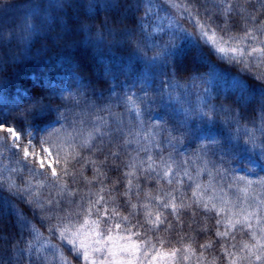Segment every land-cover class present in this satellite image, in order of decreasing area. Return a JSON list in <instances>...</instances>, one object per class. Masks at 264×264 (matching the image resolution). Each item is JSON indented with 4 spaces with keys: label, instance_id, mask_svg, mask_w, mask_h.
Returning a JSON list of instances; mask_svg holds the SVG:
<instances>
[{
    "label": "snow or ice",
    "instance_id": "snow-or-ice-1",
    "mask_svg": "<svg viewBox=\"0 0 264 264\" xmlns=\"http://www.w3.org/2000/svg\"><path fill=\"white\" fill-rule=\"evenodd\" d=\"M200 2L204 5L214 3L219 15L223 17V23L213 27L214 21H211V16L208 15L204 20H201L197 0H144L145 16L148 17L149 24L146 27L143 22L141 23V39L135 40L132 32L129 31L127 32V40L115 41V43L122 46L127 43H134V54L144 59L146 64L151 66L158 61H164L165 64H168L166 57H172L174 50L181 49L179 41H187L190 46L187 50L181 49L182 54L184 56L190 55L206 71L192 74L186 84L170 81L169 87L164 89L163 95L168 101L181 103L180 111L184 116V119L179 121V126L174 129L180 133L179 136L171 135L173 130L165 128L169 132V142L175 141L177 144H182L184 137L188 136L190 139L200 142L199 146L205 155L209 153L219 155L222 160L225 156H230L234 160L240 159L247 161V164L259 166L260 170L264 171V165L258 164L255 158L248 155L252 150L259 148L261 149L260 155L264 156V145L257 143L258 137L254 134L255 130L241 125L240 114L236 109L225 104L214 103L220 96H229L234 98L233 103L247 107L255 101L258 91L261 96L259 103L262 110V123L259 131L264 133V39H260V37H264V21L258 22L256 15L248 9V6L251 5L257 9V12L264 10V0H200ZM140 6L137 5L136 7L139 8ZM172 9H175L176 12L171 13L170 10ZM211 11L207 7L204 8L205 13ZM162 13L163 15H161ZM237 15L255 26L249 28L248 24L245 23L244 36H237L230 32L229 17ZM181 19H187L196 30L193 32L185 28ZM217 28L220 31H217ZM157 33H163V35L157 36ZM165 35L168 36L166 41L163 39ZM145 49L155 51L156 54L148 56ZM206 49L207 51H205ZM211 56H215L217 61L237 69V72L228 79L229 87L227 89L216 87L214 90L216 82L225 78L218 71L219 64L214 62ZM2 88L3 85L0 84V97H3ZM177 89H180L179 94H177ZM197 89L198 91L195 93L197 103L194 106H184L181 102V96L187 97ZM18 95L20 96L19 101L10 104L5 99V101L0 102V131L8 133L10 140V143L5 145L3 143L5 138L0 136V202L11 205L9 197H16L33 207L34 211L35 209H46L52 212L59 223L52 225L49 232L55 230L57 238L70 246L69 250L77 258H82L86 264H134L135 261L144 264L145 260L148 261V264H152V261L161 255V251L156 244L152 243L150 238L139 242L133 240V237L140 236L139 231H132V227L135 225L121 229V223H116L114 228L101 229V222L106 217L109 224L111 220L117 217L121 222L131 224L127 216H119L116 207L111 209L112 214L109 216L107 205L115 201V197L111 193L120 181L114 180L113 187L109 189L104 183L109 179L104 169L109 167L115 171L127 169L123 171L125 191L120 195L126 198L125 203L130 206L132 214L138 215L140 213L137 211V204L132 203V197L136 196L139 199L142 191L139 184L140 175L148 174L145 175V182L150 178H159L166 180L171 185L172 180L169 179L172 175L171 164L167 161H161L157 165L151 156H148L146 161H138L137 157L133 156L127 160H121V163L117 164L116 161L127 153V145L131 141L124 139L123 145H120L118 141L124 136L123 129L110 127L107 119L102 116H96L91 130L78 131L75 136H68L63 143L54 140L51 134L39 137L32 129L52 123L54 112L56 113V122H71L77 125L84 123L87 113H76L74 108L67 109L69 115L60 113L59 108L52 107L48 92L42 89H33L27 95L22 93H18ZM80 99H83V96L77 98L72 95V100L77 106ZM128 99L135 108H138V105H135L130 97ZM140 99L147 101L151 97L144 96ZM21 102H23V107H21ZM16 109L19 111L13 118L20 120L25 125L24 137L27 139V143L23 146H21L20 133L14 127H4V122L12 116L13 110ZM73 116L74 120L71 119ZM115 123L119 125L120 122L116 120ZM102 128L104 131L101 130ZM215 128H221L228 132L227 136L224 135L223 131L219 134V136H224L223 143H221L219 136L213 135ZM233 128L237 131L243 128L249 139L241 144L240 137L231 134ZM55 131L57 134L60 132L59 129ZM37 139L43 155L41 151L36 150V145L33 143V140ZM49 144L51 147L46 146ZM121 147L124 149L123 152L120 150ZM78 149L86 150L91 155L83 156ZM97 154L103 156V159H93ZM110 160L111 164H109ZM72 162L81 164L82 167L79 170H74L69 167ZM145 164H147V168L144 167ZM85 168H90L93 171L92 179L84 175ZM137 168L140 170V175H137ZM158 168L159 170H157ZM245 168L248 171H254V169H247V165ZM25 171H27V177L24 176ZM17 177H20L23 183L18 184ZM68 178L72 179L73 184H76L78 179H82L86 185L90 186L95 182L100 186L99 192H93L89 187L88 192L80 196V201L86 207L75 213L61 209L62 202L70 204L72 202L70 198L75 197L80 191L69 188ZM188 179L191 180L192 177L189 176ZM239 179L244 180L245 177L241 176ZM134 180L137 182L133 183ZM246 183L250 186L253 181ZM180 184H182V180L177 181L178 187L176 189L164 192L163 196L153 197L149 192H145V198L149 200V203H141L140 209L143 210L144 222L151 227V230L159 232L161 226L166 232L172 229V224L166 223L167 216L163 214L164 211H167L178 222L177 226L181 231L183 229L181 214L185 209H191L193 204L206 215L215 212L219 216L224 212V208H218L217 204L213 202V197L205 198L199 183L195 184V191L192 192L193 200L188 203L179 188ZM105 191L109 193L107 200L101 195ZM45 192H49L51 198L45 197ZM93 196L95 200L91 198ZM152 201H155L157 209L155 212ZM101 205L103 206L102 213L100 211ZM77 208L80 209V205H77ZM94 210L97 216L95 219L92 218ZM61 211L64 213L63 216L59 215ZM84 212L87 215H84ZM257 213L258 210L257 212H249L235 220L231 215L226 220L217 219L216 224L225 225L226 230L223 232L217 230L215 235L222 239L228 238L229 231L227 229H234L238 224L252 230L253 225L250 220L253 216L256 217L259 227L260 217ZM191 215L190 228L192 224L197 223L196 212L193 211ZM74 216H83V222L75 223ZM31 227L35 240L41 242L39 244L29 242V251L35 249L34 254L43 260H54L55 264H72L71 259L64 254L59 245L52 244L46 239L41 240L43 233L34 225ZM196 230L206 232L207 228ZM121 231L127 235H121ZM259 231L261 237H264V227H259ZM114 232L115 235H113ZM82 236H91L93 239L89 242L81 239ZM251 237L255 240V244L251 246L247 243L243 244V249H247L249 253L247 257H238L234 252H229L228 248H222V253L225 256L234 257L229 264H237V260L240 259L249 260L252 256H254L255 261H264V251H261L264 249V243H262L261 238L257 237L256 230L251 231ZM183 239L182 236L181 240ZM232 239L235 237L233 236ZM158 243L162 247L164 240L158 238ZM232 247L234 248L235 245ZM45 248L53 253L52 257L41 255ZM200 248L211 250L212 243L202 244ZM152 251H155L156 255L149 258V253ZM178 251L181 249H173L171 253H164V255L174 259ZM182 251L188 254L183 256L185 260L189 258V255H194V250L190 245H184ZM97 254H103V260H98ZM125 256L129 259L124 260L122 257ZM198 259L203 264L205 260L203 252ZM209 264H214V261L209 262Z\"/></svg>",
    "mask_w": 264,
    "mask_h": 264
},
{
    "label": "trees",
    "instance_id": "trees-1",
    "mask_svg": "<svg viewBox=\"0 0 264 264\" xmlns=\"http://www.w3.org/2000/svg\"><path fill=\"white\" fill-rule=\"evenodd\" d=\"M137 5L141 6L137 8ZM143 5L144 0H0V79L4 83L6 93L14 102L20 100L18 93L27 95L33 89H42L48 92L53 108L58 107L59 111H64L74 107L78 113H87L82 130H91L96 116L106 118L110 127H121L124 136L118 143L123 145L124 139L131 141V143L127 145V153L116 161L117 164H120L121 160H127L133 156L137 157L138 161H146L147 157L151 156L158 165L161 161H167L171 164L172 175L169 177L172 180L171 185L166 180L159 178H150L145 182V175L148 174L140 175V170L137 168L142 191L139 199L136 196L132 197V203L137 204V211L140 213L138 215L132 214L130 206L125 203L126 198L120 195L125 191L123 171L127 169H122V171H115L110 167L104 169L109 177L104 183L109 189L113 187L114 180L120 181L111 193L115 197V201L107 205L109 216L112 214L111 209L116 207L119 216H127L131 224L121 222L119 217L111 220L109 224L106 217L101 222V229L114 228L116 223H121V229L135 225L132 227V231H139L140 236L133 237V240L139 242L150 238L152 243L160 249L161 254L171 253L173 249H181L176 253L174 264H201L198 258L202 252L205 257L203 264H209L211 261H214V264H229L234 257L225 256L222 253V248H228L229 252H234L238 257L249 256L246 249H243V244L250 245L255 242L251 237L253 229L249 230L238 224L234 229H227L229 231L228 238H219L215 232L226 230L225 225L216 224L217 219H223L221 214L218 216L212 212L206 215L203 211H199L195 204L191 209H185L181 214L182 231L178 229V222L167 211H164L163 214L167 216L166 223L172 224L170 231H164L163 226L159 232L153 231L144 222L140 204L149 203V200L145 198V192H149L153 197L163 196L164 192L176 189L178 187L177 181L182 180L179 188L186 201L191 203L193 200L192 192L195 191V183L192 179H195V176L177 157L172 158L176 152L172 150V145L176 142H169V132L165 130V128L173 130L171 135L179 136L180 133L174 129L179 126V121L183 120L182 113L173 108H167L160 118L153 120L154 125L153 123L148 125L146 123V126L145 120L136 116V110L127 98L136 92V89H133L135 81L136 85L140 83L137 74L133 77L134 82L128 79L133 76L134 63L131 60L132 57H135V46L134 43H127L122 46L115 41L127 40V32L129 31L132 32L135 40L141 38L140 25L145 14ZM197 7L201 12V20H204L208 15L211 16V21H214L213 27L223 23V17L219 15L214 3L204 5L201 4L200 0H197ZM205 7L212 11L205 13ZM248 9L256 15L258 22L264 21V10L257 12V9L251 5L248 6ZM245 23L248 24L249 28L255 27L250 21L246 22L238 15L230 16L229 29L231 34L244 36ZM217 31L220 29L217 28ZM260 39H264V37H260ZM189 46V43L184 41L181 44V49L187 50ZM181 49H178V52L173 56L167 70L176 80L187 83L192 74L203 73L206 69L200 67L190 55L184 56ZM211 59L219 64L218 71L225 78L216 82L214 90L216 87L227 89L229 87L228 79L237 72V69L217 61L215 56H211ZM61 66H65L70 73L68 88L62 92H54L48 86L49 84L43 82V76L46 74L53 75ZM161 85L158 78L146 88L147 92L152 94L150 100L152 106H156L163 98H166L163 95L164 91ZM139 87L140 85L138 88L136 86L137 89ZM72 95L77 98L83 96L78 106L72 100ZM14 96H18L16 100ZM233 99L229 96H220L214 103L225 104L236 109L240 114L241 125L247 126L249 129L251 127L258 128L255 135L261 138L260 141L258 139L257 141L264 145V133L259 131L262 123L260 93L256 92L255 101L247 107L233 103ZM171 102L167 104L171 105ZM21 107H23V102H21ZM17 111L19 110H13L12 116L7 120L11 123L23 124L20 120L13 118ZM55 117L56 113L54 112L53 120ZM116 120L120 122L119 125L115 123ZM241 129L243 130V128ZM241 129L237 133H241ZM101 130L104 131L103 128ZM232 131L235 133L236 129L233 128ZM149 134H152L153 138ZM245 137L249 139L248 135ZM184 138L186 139L188 136ZM244 142L240 139L241 144ZM120 150L123 152V147ZM80 151L83 156L91 155L86 150ZM93 159L100 160L103 159V156L97 154ZM109 164H111V160ZM69 167L79 170L82 165L72 162ZM144 167L147 168V164ZM84 175L92 179L93 171L90 168H85ZM189 176L192 177L191 180L188 179ZM136 182L133 181V183ZM74 185L86 189L91 187L93 192L100 191V186L95 182L89 186L82 179H78ZM101 195L105 197V200L109 197L107 191ZM91 198L95 200L94 196ZM9 199L11 205L0 202V264H55L54 260H43L34 254L35 249L29 251V242L37 244L41 242L35 240L32 225L43 233L41 240L46 239L52 244L59 245L64 254L71 259L72 264H83V259L77 258L69 250L70 246L57 238L55 230L49 232L52 225L59 223L52 212L46 209H35L34 211L33 207L16 197H9ZM232 201L235 212L244 209V204L240 201L235 198ZM151 203L155 212L157 210L155 201ZM77 205H80V209L77 208ZM84 207L86 205L80 200L66 206L61 205V209H67L73 213ZM100 211L103 212L102 205ZM193 211L196 212L197 223L192 224L190 228L189 224L192 221L191 213ZM59 215L63 216L64 213L61 211ZM84 215L87 213L84 212ZM92 218H97L95 210ZM74 222L82 223L83 216H74ZM205 227L207 228L206 232L196 230ZM120 234L127 235L122 231ZM182 236L184 237L183 240H181ZM233 236L235 239H232ZM158 238L164 240L162 247L158 243ZM208 242L212 243V249L202 250L200 245ZM184 245H190L194 250V255H189L187 260L183 259L184 255H188L182 251ZM232 245L235 247L233 248ZM41 255L52 257L53 253L45 248ZM153 255H156L155 251L150 252V256ZM237 264H264V261H255L254 256H252L249 260H237Z\"/></svg>",
    "mask_w": 264,
    "mask_h": 264
},
{
    "label": "rangeland",
    "instance_id": "rangeland-1",
    "mask_svg": "<svg viewBox=\"0 0 264 264\" xmlns=\"http://www.w3.org/2000/svg\"><path fill=\"white\" fill-rule=\"evenodd\" d=\"M170 11L171 13L176 12L175 9H172ZM161 15H163V13ZM181 22L183 23L184 27L189 29L190 31L194 32L196 30L191 24V22H189L187 19H181ZM143 23L145 24L146 27L149 24L148 17H146L145 14L143 18ZM23 31H25V29H23ZM161 35H163V33H157V36H161ZM163 39L166 41L168 39V36L166 35L163 36ZM183 42L184 41H179L180 45ZM145 51L147 52L148 56H154L156 54L155 51H149L148 49H145ZM156 51H159V49H156ZM177 52L178 49L174 50V55ZM173 56L166 57L169 63L171 62ZM131 61L134 63L133 65L134 68L132 73L133 76L129 77L128 79L134 82L135 80L133 77L136 76L137 74L139 75V81H140V83L137 85L135 81L134 83L135 86L133 87V89L134 90L136 89L135 90L136 92H133L132 95L128 96L131 98V101L135 102V105H138V108H135L133 103L130 102V104L134 107V110H136L135 113L136 116L143 118L145 120V125L146 123L148 125V124H152L154 119L160 118L163 115V112L167 110V108H173L177 112L182 113L180 111L181 103H178L176 101H172V102L170 101L172 104L168 105L167 103L170 102L166 98H163V100H161V102H159L156 106H152V104H150L151 99L147 101H143L140 99V97L152 96L150 92H147L146 88L150 86L153 80L158 78L160 83L162 84L161 86L163 91L165 88L169 87L170 81L179 82L180 84H186L176 80L174 77H172L169 74V71L167 70V68L169 67V63L165 64L164 61H158L157 63L149 66L146 64L144 59H142L137 55H135V57H132ZM137 61L139 62V64ZM69 74L70 73L67 71V68L65 66H61L59 70L56 71L53 75H47V74L44 75L43 82H46L47 85L49 84L48 86L51 88L52 91L62 92L68 88ZM0 84L3 85L2 88L3 97H0V102L5 101V99H7L11 104L14 101L6 93L4 83L1 81V79H0ZM139 85L140 87L139 89H137ZM176 91L177 94L180 93V89H177ZM197 91L198 89L194 90V92L187 97L181 96V102L184 104V106L186 107L189 105L194 106L197 103V96L195 94ZM14 97L16 100L18 96H14ZM172 105H174V107H172ZM76 111L77 110H75V112ZM60 113L69 115L67 110L60 111ZM182 117L184 119L183 113H182ZM71 119L74 120V116L71 117ZM83 126L84 124L77 125L71 122L69 123L56 122L54 119L52 123L42 125L40 126V128L34 127L32 130L33 132H36L39 137H45L51 134L54 140H59L61 143H63L68 136H75L78 131H81ZM4 127L5 128L14 127L16 131L20 133L21 146L27 143V139H25L24 137V128H25L24 124L14 123V122L11 123L8 120H6L4 122ZM56 129L60 130L59 134L56 133L55 131ZM250 129L255 130L254 134H256L258 131L257 130L258 128L256 127H251ZM222 131L224 132L225 136L228 135V132L221 128L213 129V135L219 136L220 132ZM239 131L236 130L235 133L232 131L231 134L233 136H239L241 140L246 141L248 137H245L246 134H244V131L242 130L241 133H237ZM0 136L5 138L3 141L5 145L10 143V140L8 139V133L4 131H0ZM149 136L153 138L152 134H149ZM219 138L221 139V143H223L224 136H219ZM260 138L261 137L259 136L258 140ZM33 143L36 145V150L41 151V154L43 155L39 140L38 139L33 140ZM257 143L259 144L258 141ZM199 145H200L199 141L192 140L189 137L186 139L184 138L182 144L173 143L172 150L176 152L174 153L172 158L175 159L177 157L182 162V164L185 167H187L188 170L194 173L195 179L192 180L194 181L195 184L199 183L202 186V191L204 193L205 198L209 196L213 197L214 198L213 202L217 204V207L224 208V212L221 213V217L223 219L226 220L230 215L232 216L233 220L239 219L242 217V215H245L249 212H257L258 210L257 214L260 217L259 227H264V171H261L259 166L247 164V161H242L240 159L234 160L230 156H225L222 160L221 156L219 155H212L211 153L205 155ZM46 146L51 147L50 144ZM29 151H31V149H29ZM260 152L261 149L257 148L252 150L248 155L255 158L258 161V164L264 165V156H261ZM53 155H55V153H53ZM245 165H247V169H254V171L246 170ZM57 170L59 171V168ZM24 176L27 177V171H25ZM241 176L245 177V179L240 180L239 177ZM247 181H253V183L249 186L246 183ZM67 182L69 188H72L74 190L75 189L80 190L75 197L70 198L72 201L71 203L80 200V196L88 192V189L86 188H82V187L79 188L75 185L73 186L72 184L73 182L71 178H68ZM17 183L18 184L23 183L20 177H17ZM209 185L210 187H208ZM44 196L51 198L49 192H45ZM234 198L237 201H240V203L244 204V209H242L240 212L238 210L237 212H235L234 210L233 201H232ZM61 205L66 206L68 204L62 202ZM250 222L253 225V230L257 231V237L261 238L262 243H264V237H261L259 227L257 226L256 217L253 216ZM81 239L90 242L93 239V237L82 236ZM253 244H255V242L250 244V246ZM246 251L248 252L247 249ZM253 251L256 250L253 249ZM261 251H263V249H261ZM142 253H143V249L141 250V256ZM122 258L124 260L129 259V257L127 256ZM149 258H151L150 253H149ZM97 259L103 260V254H97ZM174 260L175 258L173 259L172 257L166 256L164 255V253H162L159 257H157L156 260L152 261V264H174ZM83 264H86V262L83 261ZM134 264H140V261H135ZM144 264H148V261L145 260Z\"/></svg>",
    "mask_w": 264,
    "mask_h": 264
}]
</instances>
